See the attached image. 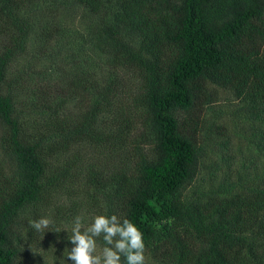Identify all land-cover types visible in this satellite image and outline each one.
Listing matches in <instances>:
<instances>
[{
  "label": "trees",
  "instance_id": "trees-1",
  "mask_svg": "<svg viewBox=\"0 0 264 264\" xmlns=\"http://www.w3.org/2000/svg\"><path fill=\"white\" fill-rule=\"evenodd\" d=\"M219 89L264 159V0H0V264H74L81 214L163 264H264V175L209 159Z\"/></svg>",
  "mask_w": 264,
  "mask_h": 264
},
{
  "label": "clouds",
  "instance_id": "clouds-1",
  "mask_svg": "<svg viewBox=\"0 0 264 264\" xmlns=\"http://www.w3.org/2000/svg\"><path fill=\"white\" fill-rule=\"evenodd\" d=\"M84 220L83 214L74 218L72 235L68 238L73 247L66 260L74 264H147L144 234L136 223L115 214L96 215L87 225ZM52 223L49 217L30 222L37 231L47 229ZM101 236L104 246L98 248L97 238Z\"/></svg>",
  "mask_w": 264,
  "mask_h": 264
},
{
  "label": "rangeland",
  "instance_id": "rangeland-1",
  "mask_svg": "<svg viewBox=\"0 0 264 264\" xmlns=\"http://www.w3.org/2000/svg\"><path fill=\"white\" fill-rule=\"evenodd\" d=\"M74 29L77 30V28ZM67 38L61 42L63 45L67 42ZM56 69L58 70V68ZM54 71L52 75L57 76V71ZM217 94L218 101L212 106L211 111L216 112L215 115L219 117L217 119L219 123L224 122L229 126L228 134H222L224 136L221 139L231 136V141L226 148L217 146L219 152L211 154L209 159L212 162L221 160L220 166L217 169L220 178L226 179L231 177L238 179L242 175L243 178L249 179L245 183H249L250 179L255 178L257 173H259L258 178L263 177L264 159L261 150L257 146L260 143V136H256V134L250 132L251 121L249 119H242L241 116L245 112L237 109L241 103L231 92L219 89ZM255 125L259 127L258 124ZM145 255L147 264H163L151 259V255Z\"/></svg>",
  "mask_w": 264,
  "mask_h": 264
}]
</instances>
